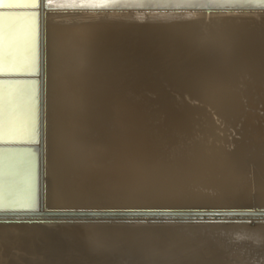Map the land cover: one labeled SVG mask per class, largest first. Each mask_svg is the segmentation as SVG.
<instances>
[{
	"label": "bare ground",
	"instance_id": "obj_1",
	"mask_svg": "<svg viewBox=\"0 0 264 264\" xmlns=\"http://www.w3.org/2000/svg\"><path fill=\"white\" fill-rule=\"evenodd\" d=\"M55 11L45 18L43 202L47 208L133 203L134 198L145 200L149 195L153 203L196 211L264 210V14L246 12L253 14L251 19L234 20L223 18L222 13L209 19L164 13L148 17V29L163 24L191 31L189 57L202 62L195 90L188 96L189 130L176 145L180 150L171 155L173 171H181L179 160L187 165L156 188L148 181L128 184L126 202H120L114 196L120 187L111 188L103 181L92 188L86 183L81 165L90 164L92 157L84 142L89 132L87 115L81 119L80 114L87 112L85 88L92 97L99 87L90 79L96 57L93 41L104 40L110 22H137V15L105 11L92 17L87 12L57 20ZM245 23L252 40L239 49L233 31L245 29ZM125 24L115 26L122 30ZM76 53L90 59L82 71L75 63ZM64 58L73 59V64ZM80 71L88 74L89 84L87 79L76 80ZM96 96L88 111L95 109ZM100 139L114 143L111 138ZM224 218L230 220L70 225L42 219L39 222L45 224L27 226L0 221V264H34L37 254L51 264H56L58 254L62 260L57 264H101L104 256L108 264L118 260L123 264H264V219ZM88 250L97 252L98 258H86Z\"/></svg>",
	"mask_w": 264,
	"mask_h": 264
},
{
	"label": "water",
	"instance_id": "obj_2",
	"mask_svg": "<svg viewBox=\"0 0 264 264\" xmlns=\"http://www.w3.org/2000/svg\"><path fill=\"white\" fill-rule=\"evenodd\" d=\"M52 11L57 20L87 12L92 17H100L96 13L105 11L137 15V22L122 21L126 23L122 30L115 26L121 21L110 22L104 40L93 41L96 57L92 60L94 72L90 79L97 81L99 87L94 89L93 95L97 93L98 97L94 98L95 109L89 112L93 95L90 97L92 93L86 87L83 102L87 112L80 114L81 119L87 115L91 133L88 132L84 142L92 160L90 164L81 165V171L87 174L86 183L92 188L103 181L111 188L120 187L114 196L121 202L129 193L128 184L148 181L156 188L174 174H180L187 165L186 161L179 160L177 166L181 171H173L171 155L179 149L176 145L183 142L189 130L188 96L195 90L202 63L199 57H189L191 31L171 29L163 24L148 29V17L164 13L190 15V18L203 15L209 19L222 13L223 18L247 19L253 14H244L246 12L264 14V0H104L93 3L0 0V221L19 225L22 221H26L24 225L40 224L42 219L70 225L119 222L130 225L138 221L149 224L192 222L191 219L200 216L264 219L263 209L196 211L166 202L153 203L149 195L145 200L136 197L133 203L47 208L43 202L45 18ZM244 27L233 31L239 49L246 46L247 40H252L248 24ZM75 55V63L81 71L83 63L90 64L85 53ZM81 71L76 80H88V74ZM105 137L113 139L114 143H101L100 138ZM39 255L35 256L34 264H51ZM86 258L94 261L98 253L88 250ZM104 258L101 264H108L109 258ZM54 260L57 264L62 260L61 255ZM114 262L123 264L122 260Z\"/></svg>",
	"mask_w": 264,
	"mask_h": 264
},
{
	"label": "rangeland",
	"instance_id": "obj_3",
	"mask_svg": "<svg viewBox=\"0 0 264 264\" xmlns=\"http://www.w3.org/2000/svg\"><path fill=\"white\" fill-rule=\"evenodd\" d=\"M64 1V0H63ZM73 1V0H72ZM68 2V1H67ZM192 221H197V220H207V221H217V220H230L229 218H214V217H208V218H203V219H199V218H193L191 219ZM239 220H245V219H239ZM42 224H45V223H42ZM19 225V224H18ZM22 225H24L22 223ZM26 225V224H25ZM27 226V225H26Z\"/></svg>",
	"mask_w": 264,
	"mask_h": 264
}]
</instances>
